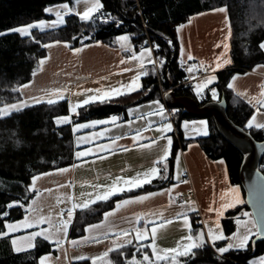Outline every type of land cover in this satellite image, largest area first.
<instances>
[{
    "label": "trees",
    "instance_id": "trees-1",
    "mask_svg": "<svg viewBox=\"0 0 264 264\" xmlns=\"http://www.w3.org/2000/svg\"><path fill=\"white\" fill-rule=\"evenodd\" d=\"M74 1L0 0V33H4L0 35V108L21 100V88L31 81L35 66L43 55L42 46L53 41L65 42L71 49L95 42L115 47L117 37L127 35L137 51L151 47L158 64L141 79L140 90L114 98L111 102L102 103L98 100L81 107L77 110L79 115L72 116L70 124L58 125L55 122L59 117L70 115L66 100L0 117V213L8 212L7 216L0 217V231H6V224L21 221L25 217L26 207L35 195L29 188L33 177L73 163L72 124L112 115L125 120L130 107L152 100H163V90L167 94L174 92L177 96L193 97L198 101L192 85H184L187 72L181 61L177 29L199 13L219 7L228 9L231 64L217 73L216 101L224 98L228 117L255 140H264V129L246 127L253 109L228 87L234 73L264 65V49L260 47L264 42V0H100L103 7L92 14V20H82L76 13H72L56 28L34 29L28 36L10 31L39 21H50L53 16L46 9ZM161 61L163 67H160ZM212 100L210 92L206 91V97L199 103ZM175 109L179 112L176 124L179 130L183 120L195 119L184 109ZM206 120L208 135L192 141L198 142L209 158L226 162L232 185L240 188L245 198L240 179L243 155L219 134L212 118ZM175 137L167 170L163 171L164 168L159 166L162 169L161 175H166L168 179L157 177L151 184L112 195L107 200L78 211L71 236H83L86 227L100 222L104 213L118 201L171 185L177 153L185 147L176 134ZM260 168L264 174V157ZM13 202H18V205L8 208L7 205ZM244 211L250 212L246 201L243 206L226 214L222 220L224 237H231L235 233L236 218ZM198 231L199 225L193 219L194 237ZM21 234L0 237V264H38L42 255L55 253V245L43 238H37L35 247L14 251L15 246L11 241ZM228 240L218 242L216 248L205 241L203 247L193 249L191 254L178 257V260L180 264H254L264 255V238L257 235L250 239L243 250L219 253L217 249L227 245ZM138 247L129 246L112 252V264H129L133 257L142 260L145 253L151 257L147 247L137 251ZM72 264H91V261Z\"/></svg>",
    "mask_w": 264,
    "mask_h": 264
},
{
    "label": "crops",
    "instance_id": "crops-1",
    "mask_svg": "<svg viewBox=\"0 0 264 264\" xmlns=\"http://www.w3.org/2000/svg\"><path fill=\"white\" fill-rule=\"evenodd\" d=\"M62 5H67L68 8H71L72 6L75 7V9L73 8L72 12H67L66 9H61L56 12L47 11L53 16V19L50 21H39L35 24L43 22L45 27L42 29L46 30L56 28L63 23L60 22V17L56 14L57 12L61 13L64 21L65 17L70 14L77 12L83 13V11L90 6V4L85 3V0H80L79 3H77L76 0L73 3L61 4L50 8L53 9L54 7H61ZM214 10L215 9L193 16L189 21L182 24L183 28L178 31L181 45V61L183 67L186 69L187 79L192 81V87L194 89L195 83L203 82L206 78L215 76L216 79L212 84L207 85L206 90L209 92L213 89L216 91L215 84L217 82V73L227 69L231 64V26L228 9L227 12ZM52 22L57 23L55 27H47L52 26L49 24ZM34 29L39 28H32L31 32ZM121 36L117 37L115 47H111L102 42H95L76 48L82 49V51L78 53L75 49H71L67 43L61 41H53L46 44L52 45L51 47H45V45H43V55L33 71V73L36 72L37 74L33 75L31 81L24 84L28 85L27 88H21V100L8 104L12 105L19 104L20 102H27L28 106L21 108L20 111H12L11 114L48 105L46 100L49 96L45 94L44 90H47L50 94L56 89H66V98L63 100L68 102L70 109L72 103L81 101L85 98L83 95H73L74 93L83 92L85 89H108L111 87H119L121 83H129L132 77L137 73L141 71H149V69L157 67V59L152 51L151 59L156 61V64L153 65L152 63H149L146 58L144 66L141 68L138 61L132 60V56L133 54L138 55L142 49L137 51L130 38L126 43V46L122 48V42L119 40V37ZM225 44L228 46L227 50H225ZM217 45L220 46L217 47ZM189 54L193 57L192 60L187 58ZM217 57H220L219 63L221 67L213 71V68H216ZM41 60L46 61L43 65L44 71H39V62ZM121 60L126 61V63H120ZM229 60L230 63H225V61ZM189 67H194V71L188 72L187 69ZM125 68H131L132 70L124 71ZM200 72L203 74V77L200 76ZM143 77L144 76H141V79ZM234 77H236L235 80L233 79ZM230 83L233 84V87L229 88L253 109L251 117L256 114L257 122L264 123V114H257L256 112L257 108H260L261 113H264V107H261L256 102L257 99L261 98L260 85L264 84V65H258L252 70L245 72L234 73L229 80V84ZM32 97L42 98L45 102L35 103L32 100ZM52 98L55 99L56 97L53 96ZM63 100H58V102ZM154 101L157 100L130 107L127 112L128 118L122 120L118 117L116 124H100L94 128H81L79 131L75 132L73 130L77 125L90 123L92 121L110 120L114 115L72 124L74 144L73 163L69 166L59 168H67L69 171L61 173L59 172V169H55L45 172L50 173L51 175L44 176L37 182V188L41 191H34L35 195L28 205L25 217L21 221L15 222L19 223L24 222L25 220L35 222L38 217L43 216L50 217V223H39L31 228L20 227L13 234L16 235L22 233L13 238L17 240V244L27 236L26 232L31 230H47L50 233H56L55 226L60 223L61 212L64 213L63 218L68 219L67 212L69 209H72L74 203L82 204L84 201L95 199L97 194L102 195L104 191H107V187L102 189L96 186H108L112 184L113 179L117 176L127 179L135 177L138 172H143L153 167V162L161 154L160 151L156 145H153L151 148H142L140 145L150 144L151 138L159 137L161 135V133L155 131V129L162 127L166 123H171L173 131L166 133V135L171 136L173 140L170 154L165 162H162L157 166L164 168L165 164L167 165V161L172 155L175 144L176 137L174 133L177 122L175 123L169 120L167 112V107L169 106L166 102V97L163 98V100L158 99L160 104L164 106L166 119L155 114L149 116V112L155 113L158 108V105H156ZM70 115L72 119V116L75 114L70 113ZM6 116L9 115L3 117ZM183 121L179 124L180 130L177 129L181 132L180 139L185 147L180 148L177 153L173 183L168 187L127 197L118 201L111 209L104 213L103 219L100 222L91 224L103 225V227L89 230V226H91L89 225L86 227L85 233L81 237L71 236V228L77 212L85 209L83 207L76 208L73 211L66 233L61 230L53 236L52 240H47L49 243L55 245V253H48L41 256L49 257L46 264H72L83 260H90L91 264H93L94 260L95 264H107L108 261H111L110 256L112 252L104 259L96 260L95 258L102 257L103 253L109 247L113 246V242L116 241V234L120 233L121 230H128L134 236L136 228H143L145 225L149 228L153 227L149 221H156L157 224H161L166 220L173 221L170 224H164L163 227H157V235L155 238V246L157 249L176 247L182 237L189 235V227L191 229V235H193V219H195L196 223L199 225L198 233L203 232L205 234L204 240L208 244L212 245L208 236L209 229L212 230L214 235L222 233L224 236L222 220L229 211L238 207H236L235 204L233 207L224 208L223 205L232 203L235 193L231 192L230 189H237V187L233 186L231 183L226 162L223 159L215 160L209 158L200 144L196 141H192L195 138L206 135H203L202 132L197 131V129L192 126L194 122H187L188 127L185 128ZM137 129H147L146 131H142L143 139L138 141L134 140ZM99 133H103V135H98ZM79 137L86 138V142L78 144L77 138ZM115 137L121 138L117 141L116 145H112L115 149L114 151H97V145H111V141ZM158 144L164 146L166 140H159ZM123 147H127L130 150L123 151ZM88 149H92L93 154L85 155L80 159L76 158L75 154L77 152H85ZM101 156L105 158L100 159ZM219 161H223V163L221 164ZM73 165H77V167H72ZM178 174L180 180L175 179ZM185 179L188 183L180 182ZM118 187L123 188L124 191L129 190V188H131V190L135 189V187L124 185L123 183L118 185ZM29 188L32 190L31 185ZM45 188L51 189V191H43ZM166 189L170 191L165 192L164 195L151 196L148 200H145L142 203H129L127 205L122 203L125 200L134 201L136 198L147 196L150 193H161ZM122 192H117L116 194ZM89 194H91V196ZM221 195H223V199H221ZM33 201H35V204H33ZM99 201L101 200H97L95 203ZM186 201L188 203H185ZM118 203L121 205L119 208H117ZM92 204L94 203H89V206ZM244 204L240 205V207ZM210 206L214 211H208ZM32 208H36L37 211H31ZM193 208L196 210L193 211ZM110 212L113 213V215L108 216L106 219L105 214ZM160 212L163 213V221L159 215H153V213ZM179 213L186 215L188 224H185L184 216L178 217ZM245 213H247V211H244L236 218L235 233H242L240 232L242 227L237 223V220L243 221L246 217V215H244ZM217 221L219 222V228L216 226ZM248 227L252 228L254 233V228L251 224L248 225ZM252 237H254V235H252L250 239ZM97 238L102 242L97 243ZM121 239L123 240L124 237H121ZM55 240H59L60 244L57 245ZM222 240L224 239L216 240L215 243ZM74 241L76 242L75 244L73 243ZM151 242V236L149 235L148 239L140 241L139 244L149 245ZM183 243L188 244L189 242L185 240ZM229 243H234V241L229 239L228 244ZM139 244L134 240L132 245H127L126 247ZM147 248L154 260L155 257L151 248ZM235 250L240 249L234 247L229 251ZM80 257L85 258L80 259ZM160 262H165L167 264L166 261Z\"/></svg>",
    "mask_w": 264,
    "mask_h": 264
},
{
    "label": "snow or ice",
    "instance_id": "snow-or-ice-1",
    "mask_svg": "<svg viewBox=\"0 0 264 264\" xmlns=\"http://www.w3.org/2000/svg\"><path fill=\"white\" fill-rule=\"evenodd\" d=\"M80 0H77V3H79ZM85 3L90 4V6L83 11V13L77 12L76 15H78L82 20L88 21V20H92L93 18V13L98 12L103 5L101 4L100 0H85ZM67 12H72L73 10L71 8H68L67 5L63 6ZM46 11L51 12L52 9H46ZM214 11H219V12H227V8L226 7H221L219 9H215ZM58 17H60V22H63V16L61 15L60 12L56 13ZM45 25L43 22H40L39 24H30V25H26V26H21L15 29H11L10 31H15L20 33L21 35H31V29L32 28H44ZM183 28L182 26L178 27V31H180V29ZM4 33H0V35H3ZM230 35V32H229ZM75 39V37H74ZM119 40L122 42L121 43V47L124 48L126 46V43L129 41V36L124 35L119 37ZM59 43V42H58ZM169 43H171V41H169ZM52 45H45V47H51ZM220 45H217V47H219ZM158 47V46H157ZM225 50H227V45H224ZM260 47L262 49H264V43H261ZM75 51L78 53L80 51H82V49H75ZM152 56V49L151 48H143L138 55L133 54L132 56V60L134 61H138L140 64V67L143 68L144 66V62L145 59L147 58L149 63H152L153 65L156 64V61L151 59ZM189 60H192L193 57L189 54L187 57ZM220 57H217V61H216V68H213V71H215L217 68L221 67L220 63H219ZM46 63L45 60H41L39 62L40 68L39 71H44L43 65ZM120 63H126V61L121 60ZM202 63V62H201ZM225 63H230L229 61H225ZM160 67H163V61L160 62ZM131 68H125L124 71H131ZM188 72H192L194 71V67H189L187 69ZM37 73L34 72L33 75H36ZM148 75L147 71H141L139 73H137L134 77H132V79L130 80L129 83L127 84H123L121 83L119 87H111L108 89H85L83 92H77L74 93L73 95L76 96H81L83 95L85 98L81 101H76L74 103L71 104L70 106V113L71 114H75V115H79V112L77 111L79 108L84 107L86 105H89L90 103H94L97 100H99L100 102H111L112 99L114 98H118L119 96H123V95H130L132 92H136L138 90H140V88L142 87V85L139 83L141 76H146ZM216 79L215 76H211L206 78L202 83H197L196 84V90H197V94L199 95L202 90L207 87V85L211 84L214 80ZM234 80L236 79V77L233 78ZM23 88H27L28 85H24L22 86ZM228 87H233V84L230 83L228 85ZM261 87V92H260V99H257V104H259L261 107H264V84L260 85ZM123 89V90H122ZM45 94L49 96V98L46 100V102L48 104H55L58 102V100H63L66 98L65 96V91L66 89H56L54 92H51L50 94L48 93L47 90H44ZM150 91V89H149ZM212 91V95L214 98H216L217 93L216 91L213 89ZM167 95V93H166ZM246 95V94H245ZM56 97L55 99H53L52 97ZM32 100L35 103H43L45 102L42 98L39 97H32ZM154 103L156 105H158V108L156 110L155 113L149 112L148 115L151 116L153 114L158 115L162 118H165V114H164V106L162 104H160V101H154ZM28 103L27 102H20L19 104H12V105H8L5 106L3 108H0V117L5 116V115H10L12 111H20L21 108L23 107H27ZM257 114H264L261 113L260 108H257L256 110ZM118 120L117 116H112L110 118V120H99V121H92L90 123H85V124H81V125H77L74 127V132L75 131H79L81 128H94L97 125L100 124H108V123H112V124H116V121ZM58 125L59 124H70L72 123V119H71V115L69 116H64V117H59L56 119L55 121ZM203 126H204V130L202 132L203 135H208L207 132V122L206 121H202L200 122ZM119 126V125H117ZM184 127L187 128L188 127V123L185 122L184 123ZM247 128H258V129H264V123H260L257 122V115L254 114L249 121L246 124ZM147 129L141 130V129H137L136 130V136L134 137V140L138 141L140 139H143L142 136V131H146ZM155 131H158L161 133V135L159 137H155V138H151V143L150 144H141L140 147L142 148H151L153 145H156L158 150L160 151V155L159 157L153 162V167L143 171V172H138L136 174L135 177H130L125 179L124 177L121 176H117L113 179V182L111 185L108 186H104V185H99L96 187L99 188H105L107 187V191H104L103 194H97L95 196V199H92L90 201H84L82 204H73L72 209H69L67 212V217L68 219H64V213L61 212L60 213V223L59 225L55 226L56 227V233H59L61 230H63L65 233L67 231V227L71 221V217L73 214V211L78 208V207H83V208H88L89 207V203H95L97 200H107L109 199L112 195H115L117 192H122L124 191L123 188L118 187V185H120L121 183H123L124 185H129L131 187H135V188H140L143 187V185L145 184H151L152 180L159 177L161 179H168V177L166 175H161L162 169L160 167H158L157 165H160L162 162H165L170 154V150L173 144V140L171 136H167L166 133L173 131L172 128V124L171 123H166L164 124L162 127H159L157 129H155ZM98 135H103V133H99ZM121 137H115L112 139L111 141V145H97V151L99 152H105V151H114L115 149L112 147V145H116L117 141L120 139ZM159 140H166V144L164 146H160L158 144ZM82 142H86V138L84 137H79L77 138V143H82ZM123 151H129L130 149H128L127 147H123L122 148ZM93 154L92 153V149H88L85 152H77L76 158L80 159L81 157L85 156V155H90ZM105 157L101 156L100 159H104ZM219 163H223V161H219ZM72 167H77V165H73ZM166 164L165 167L163 169V171H166ZM69 169L65 168V169H59V172L64 173V172H68ZM47 175H51L50 173H45L39 176H35L33 177V181L31 184V188L33 191H37L40 192L41 190L39 188H37V182L40 181L44 176ZM175 179L180 180V176L179 174L175 177ZM181 183H188V181L182 180L180 181ZM178 186V185H176ZM129 190H131V188H129ZM43 191H48L50 192L51 189L45 188L43 189ZM170 190L166 189L164 190V192L161 193H150L147 196H141L136 198L134 201H129V200H125L122 203L124 205H127L129 203H142L145 200H148L151 196H155V195H164L165 192H169ZM231 192L236 193V196L234 197L232 203L230 204H225L223 205L224 208L227 207H233L235 206V204L237 203H242L243 201H241L239 199V189L236 188H231L230 189ZM91 196V194H89ZM223 195H221V199H223ZM174 202V201H173ZM185 203H188L187 201ZM33 204H35V201H33ZM18 205V202H13L7 205L8 208H12ZM21 207H23V205H19ZM121 205L118 203L117 204V208H119ZM193 211H195L196 209L193 208ZM31 211H37L36 208H32ZM208 211H214V209L210 206ZM222 214V213H220ZM8 215V212H2L0 213V217H5ZM113 215V213H106L105 214V218L107 219L108 216ZM153 215H159L161 220L163 221V213H153ZM244 215H248L247 213H245ZM179 216H184V222L185 224H188V220L186 215H184L183 213H179ZM50 217H43L40 216L36 219L35 222H30L25 220L24 222H19V223H8L6 224L4 227L6 228V231H0V237H4V236H8L10 233H13L15 231H17L20 227H34L36 226V224L39 223H50ZM172 220H166L163 221V223L161 224H157L156 221H149L150 224L153 225V227L149 228L147 225H145L143 228H136L135 229V234L133 236V234L131 232H129L128 230H121L120 233L116 234V241L113 242V246L109 247L104 253L102 257H96V260H101L104 259L106 257L109 256V253L113 252V251H118L120 249L125 248L127 245H132L133 241L135 240L138 244L140 241L146 240L149 238V235L151 236V244L149 245H144V244H139V247L137 248V251L140 250V248H144V247H150L152 250V253L155 257V259L153 260L152 257H150L147 253H145L142 257V260H137L135 259V257H133L130 261L129 264H158V262L160 261H166L167 264H180L178 257H182V256H188L189 254L192 253V249L193 248H201L203 247L205 240H204V233L200 232L198 233V235L196 237H193V235H191V229L189 227V235H187L186 237H182L181 241L177 243V246L174 248H168V249H157V247L155 246L156 244V235H157V227H163L164 224H170L172 223ZM237 223L241 225V227L244 229V234L241 235L239 232L234 233L232 237H224L223 234H219V235H214L212 230L209 229L208 231V236L210 238V242L212 243L213 247H215V241L216 240H221V239H230L233 240L234 243H229L226 247H222L217 249V251L221 254L229 251L230 249L234 248V247H238V248H244L247 245V241L250 239V237L252 235H257L258 237H264V231H257L255 233H253L252 228L248 227L249 223L253 224V227H255V222L253 221H240L237 220ZM217 228H219V222L217 221ZM103 227V225H91L89 226V230L90 229H96V228H100ZM56 233H50L47 230H41V231H37V232H33L30 234L29 237H27L28 240V245L27 247L31 248V247H35V244L32 242L36 237H42L44 240H52L53 236ZM121 237H124V239L122 240ZM87 239V238H85ZM188 241V244H184V241ZM97 243L102 242L101 240H99L98 238L96 239ZM11 243L15 246L17 245V240L16 239H12ZM55 243L57 245L60 244L59 240H55ZM74 244L76 243L75 241L73 242ZM27 250L25 247H21V246H17L14 248V251L16 252H20V251H25ZM85 257H80V259H84ZM49 259V257L47 256H43L40 258L39 260V264H46V261ZM93 264H95V260L93 261ZM107 264H111V261H108ZM259 264H264V257H261L259 260Z\"/></svg>",
    "mask_w": 264,
    "mask_h": 264
},
{
    "label": "water",
    "instance_id": "water-1",
    "mask_svg": "<svg viewBox=\"0 0 264 264\" xmlns=\"http://www.w3.org/2000/svg\"><path fill=\"white\" fill-rule=\"evenodd\" d=\"M166 102L169 107L184 109L194 118H212L219 134L242 153L240 179L246 206L254 218L257 231H264V174L260 168L264 157V140H255L251 134L228 117L224 98L200 104L193 97L177 96L171 92L167 94Z\"/></svg>",
    "mask_w": 264,
    "mask_h": 264
},
{
    "label": "rangeland",
    "instance_id": "rangeland-1",
    "mask_svg": "<svg viewBox=\"0 0 264 264\" xmlns=\"http://www.w3.org/2000/svg\"><path fill=\"white\" fill-rule=\"evenodd\" d=\"M63 4H66V3H63ZM61 5V4H60ZM56 6H58V5H56ZM64 5H62L61 7H54L53 9H52V12H56V11H58V10H61V9H65L64 7H63ZM75 9V7H72L71 6V9ZM49 24H51L52 26H47V27H55V25L57 24V23H55V22H52V23H49ZM39 29H41V28H39ZM23 36H25V35H23ZM264 43V42H263ZM197 83H202V82H197ZM197 83H195V86H194V91H195V95H196V97H197V99H198V102L199 101H202L205 97H206V88L207 87H205L203 90H202V92L198 95L197 94V90H196V84ZM212 84V83H211ZM210 84V85H211ZM217 93V92H216ZM210 95H211V97L214 99V100H216L217 98H218V94H217V96H216V98H214L213 97V95H212V91L210 92ZM158 100V99H157ZM202 121H206L207 122V120L206 119H197V118H195V119H186V120H184L183 122L185 123V122H194L193 124H192V126H194V128L195 129H197V131H199V132H203V130H204V126L200 123V122H202ZM201 135V134H200ZM237 189H239V193H238V195H239V199L241 200V201H243L242 203H237L236 204V207H240V205H242V204H244V202H245V198L243 197V194H242V192H241V190H240V188H238L237 187ZM235 196H236V193H235ZM28 210V206L26 207V211ZM247 214L248 215H246V217H245V219L243 220V221H253V222H255L254 221V218L252 217V214L250 213V212H247ZM251 224V226L253 227V224L252 223H249L248 225H250ZM256 225V224H255ZM254 228V233L255 232H257V226H255V227H253ZM19 231H22V230H19ZM38 230H33V231H29L26 235V237H24V239H22V241H19V243L15 246V247H17V246H21V247H25L26 249H30L29 247H27V245H28V240H27V237H29L30 236V234L31 233H33V232H37ZM240 232H242L241 233V235H243V232H244V229L243 228H241V231ZM15 232H13V233H10L9 235H13ZM37 238H42V237H36L32 242L35 244V241L37 240ZM23 240H25V241H23ZM248 242H249V240L247 241V244H248ZM216 244L217 243H215V248H216ZM228 245V244H227ZM227 245H225V246H222V247H226ZM247 246V245H246ZM221 247V248H222ZM32 248V247H31ZM237 249H243V248H238V247H236ZM245 248V247H244ZM262 257H264V255L262 256ZM259 260H260V258H258L255 262H254V264H259Z\"/></svg>",
    "mask_w": 264,
    "mask_h": 264
},
{
    "label": "built area",
    "instance_id": "built-area-1",
    "mask_svg": "<svg viewBox=\"0 0 264 264\" xmlns=\"http://www.w3.org/2000/svg\"><path fill=\"white\" fill-rule=\"evenodd\" d=\"M200 76L203 77V74L201 72H200ZM184 85H185V87L191 86L192 81L187 79L184 82ZM166 93H167L166 91H164V90L162 91L161 95L163 98L166 97ZM167 112H168L169 120L176 123L178 120V117H179V112L176 109L169 108V107H167ZM175 134L177 136V139H180V133H179V130L177 129L176 126H175ZM219 256H221V255H219Z\"/></svg>",
    "mask_w": 264,
    "mask_h": 264
},
{
    "label": "clouds",
    "instance_id": "clouds-1",
    "mask_svg": "<svg viewBox=\"0 0 264 264\" xmlns=\"http://www.w3.org/2000/svg\"><path fill=\"white\" fill-rule=\"evenodd\" d=\"M169 108H171V107H169ZM173 109H175V108H173Z\"/></svg>",
    "mask_w": 264,
    "mask_h": 264
},
{
    "label": "bare ground",
    "instance_id": "bare-ground-1",
    "mask_svg": "<svg viewBox=\"0 0 264 264\" xmlns=\"http://www.w3.org/2000/svg\"><path fill=\"white\" fill-rule=\"evenodd\" d=\"M176 126V125H175Z\"/></svg>",
    "mask_w": 264,
    "mask_h": 264
}]
</instances>
